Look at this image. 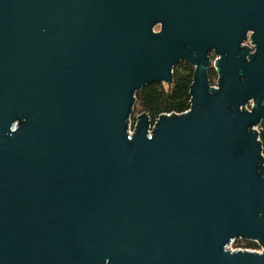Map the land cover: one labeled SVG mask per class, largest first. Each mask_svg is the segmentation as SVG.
Instances as JSON below:
<instances>
[{"label":"water","instance_id":"water-1","mask_svg":"<svg viewBox=\"0 0 264 264\" xmlns=\"http://www.w3.org/2000/svg\"><path fill=\"white\" fill-rule=\"evenodd\" d=\"M179 62L189 110L129 136ZM263 119L264 0H0V264H264L225 248L264 246Z\"/></svg>","mask_w":264,"mask_h":264},{"label":"trees","instance_id":"trees-1","mask_svg":"<svg viewBox=\"0 0 264 264\" xmlns=\"http://www.w3.org/2000/svg\"><path fill=\"white\" fill-rule=\"evenodd\" d=\"M212 73H208V78ZM194 74L195 68L190 63L179 62L173 69L170 83H148L136 92L135 109L138 113H147L152 119L162 114L185 112L191 104ZM259 136L264 150V120Z\"/></svg>","mask_w":264,"mask_h":264},{"label":"built area","instance_id":"built-area-1","mask_svg":"<svg viewBox=\"0 0 264 264\" xmlns=\"http://www.w3.org/2000/svg\"><path fill=\"white\" fill-rule=\"evenodd\" d=\"M156 31H157V29H155V32ZM251 35H252V33L248 34V38L242 43V46L248 47L249 53L250 54H254L256 52V45L252 41ZM247 58L249 59L250 57L248 56ZM219 59H221V55L216 54L213 51V55L210 56L211 65H210V69H209V72L211 71V73L212 72L213 73H212L211 77L208 78L210 86L212 88H218L219 83H220V79H221L220 74L218 73L217 67L215 65L216 61H218ZM253 108H254V102H253V100H251L244 107H241V110L245 109V110H248V111H252ZM141 114H143V113H136L135 104H134V106L132 108V113H131V115H130V117L128 119V134H129V136H133L135 134V131H136V128H137V125H138V121H139V116ZM167 114L171 115L172 113H167ZM176 114H181V113H176ZM160 116H158L155 119H152L148 115L149 123H150L149 124V129H148V135L149 136H151L153 130L156 128V124H157L158 119L160 118ZM262 121L260 122L259 125H255V126L252 127V130L258 132V134H260V127H261ZM262 153H263V159H264V150H263ZM263 166H264V164H263ZM225 248H226V250H228L230 252H236V251H249V252H252L253 251V252H256V253H259V254H263L264 253V246L258 240H251V239H247V238H244V237L233 238L230 241V243Z\"/></svg>","mask_w":264,"mask_h":264},{"label":"rangeland","instance_id":"rangeland-1","mask_svg":"<svg viewBox=\"0 0 264 264\" xmlns=\"http://www.w3.org/2000/svg\"><path fill=\"white\" fill-rule=\"evenodd\" d=\"M156 29L158 30L159 29V26L158 27H156ZM136 113H138V111L136 110Z\"/></svg>","mask_w":264,"mask_h":264},{"label":"flooded vegetation","instance_id":"flooded-vegetation-1","mask_svg":"<svg viewBox=\"0 0 264 264\" xmlns=\"http://www.w3.org/2000/svg\"><path fill=\"white\" fill-rule=\"evenodd\" d=\"M211 55H213V52H211V53L209 54V56H211Z\"/></svg>","mask_w":264,"mask_h":264}]
</instances>
